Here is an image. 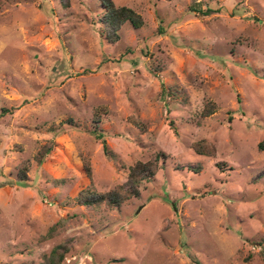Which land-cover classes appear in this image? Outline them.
I'll use <instances>...</instances> for the list:
<instances>
[{"label": "rangeland", "instance_id": "obj_1", "mask_svg": "<svg viewBox=\"0 0 264 264\" xmlns=\"http://www.w3.org/2000/svg\"><path fill=\"white\" fill-rule=\"evenodd\" d=\"M113 1L143 18L115 42L99 0H0V264H40L62 242L63 264H264V0H196L207 16L191 0ZM158 151L139 197L76 204Z\"/></svg>", "mask_w": 264, "mask_h": 264}, {"label": "trees", "instance_id": "obj_2", "mask_svg": "<svg viewBox=\"0 0 264 264\" xmlns=\"http://www.w3.org/2000/svg\"><path fill=\"white\" fill-rule=\"evenodd\" d=\"M102 7V12L96 19V23L99 24V31L101 36L110 42H115L120 38L119 30L121 26L129 22L134 28H139L143 24L142 16L133 8L126 5H117L113 0H99ZM68 3L66 0L65 4ZM190 10L198 16H207L215 12L214 9L209 7H202L196 0H191ZM170 98L174 95L173 91H168ZM182 103L186 102V98L180 100ZM102 107H97L94 111L95 122L98 123L101 120V110ZM217 106L214 102L207 101L201 112V117H207L215 112ZM11 109L3 108L2 112H8ZM93 133L98 139H102L103 150L108 154V147L103 140V133L101 129L97 127L94 128ZM193 150L198 154L212 155L214 153V147L208 144L205 139H200L195 141L192 145ZM259 151H264V138L260 140L257 144ZM49 148H42L38 155L37 160L40 162L45 154L48 152ZM167 155L163 151H158L155 155L146 161H136L134 164L128 167V173L126 181L122 184L116 185L115 187L109 189L105 192H99L93 188L86 187L79 191L77 196L74 198L76 204L85 207H95L104 204L106 207L111 209H119L120 206L128 199L140 196V186L143 182H149L155 176L158 169V161L164 159ZM223 163H217L218 166ZM84 170L88 177H91V168L88 163L84 164ZM196 171L200 170V166H194ZM26 166L21 167V178H25ZM54 226H52L44 237H49L52 235ZM264 242V237L260 241V245ZM69 251V245L67 242L59 243L52 247L49 253L43 255V262L40 264H63L64 258ZM264 255V247L261 251Z\"/></svg>", "mask_w": 264, "mask_h": 264}]
</instances>
